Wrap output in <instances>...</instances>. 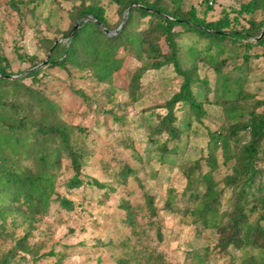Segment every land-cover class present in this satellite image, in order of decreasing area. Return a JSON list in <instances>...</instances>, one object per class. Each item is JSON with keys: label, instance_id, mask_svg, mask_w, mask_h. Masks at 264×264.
Wrapping results in <instances>:
<instances>
[{"label": "rangeland", "instance_id": "374dc122", "mask_svg": "<svg viewBox=\"0 0 264 264\" xmlns=\"http://www.w3.org/2000/svg\"><path fill=\"white\" fill-rule=\"evenodd\" d=\"M12 1L15 4L0 0V52L8 60L11 77L16 78L33 68L30 61L19 59L18 52L37 56L40 64L47 61L44 39L66 41L64 36L74 25V9L82 0ZM100 1L108 23L119 27L126 10L119 11L111 0ZM249 1L180 0V5L184 9L196 8L198 15L207 21L227 15L230 27L243 31L250 28L252 21H264V9L238 13L241 5ZM175 30L179 31L176 43L180 65L188 67L197 62L199 77L206 80L210 90H205L199 82L193 85L195 96L206 110L200 119L189 117L187 104L175 106L176 125L182 135L167 142V152L159 150L158 145L166 135L158 136L153 142L148 126L166 112L164 103L179 88L181 79L172 65L146 71L135 102L129 99L125 88L138 61L126 55L120 45L106 54L112 71L103 82L87 71L44 65H40L39 80L23 79V83L41 88L59 109L58 119L73 128V138L84 153L79 176L82 184L69 187L68 181L75 171L69 157L63 155L47 211L31 214L27 205L18 203L5 219H0V230L11 233L0 236V260L13 247L15 239L26 232L32 253L19 252L7 264H116L119 258H124L127 264H241L248 253H256L250 248L223 251L216 247L217 236L194 222L188 211L193 204L184 191L188 166L200 160L202 170L208 171L206 157L213 146L218 163L213 176L221 181L230 173L233 160L224 163V155L233 159L235 151L248 140V134L240 131L236 144L227 136V128L236 120H246L250 108L243 105L234 112V118H226L222 107L213 102L214 89L225 84L233 89L234 95L242 89L254 99H264V45L256 43L253 36L224 40L219 58L229 59L224 70L226 80L216 74L208 61L218 51L212 38L180 26ZM259 32L264 34V24ZM161 44L167 49L163 41ZM244 53L248 59L243 58ZM109 83L118 87L113 95H109ZM7 91L9 98L16 96L11 87ZM205 92H208L207 100ZM20 94L17 93L19 98ZM262 110L264 105L256 111ZM216 130L221 131V137L215 145L209 141V133ZM260 157L257 167L263 171L264 155ZM19 164L33 166V161L21 160ZM126 167L132 172L124 178L120 172ZM92 179L104 186L91 184ZM262 180L264 183V175ZM146 194L153 199L155 214L147 207ZM57 195L70 200L71 205L63 206ZM123 201L134 211L135 226L127 222ZM223 202L226 207L228 201L223 199ZM195 254L203 256L202 261Z\"/></svg>", "mask_w": 264, "mask_h": 264}, {"label": "trees", "instance_id": "16d2710c", "mask_svg": "<svg viewBox=\"0 0 264 264\" xmlns=\"http://www.w3.org/2000/svg\"><path fill=\"white\" fill-rule=\"evenodd\" d=\"M11 2L15 4L14 1ZM111 2L118 5L119 11H128L126 22L117 33L108 35L100 26L102 24L109 31L118 28L108 23L105 8L100 0H82L74 9V25L65 34L66 41L44 39L48 53L47 61L40 64L37 56L18 52L19 59L30 61L33 67L22 77H11L13 74L7 70L8 60L0 52V219H5L11 210L17 208L18 203L27 205L31 214L47 211L54 194L55 173L60 167L63 155L69 157L75 171L68 181L69 187L75 188L82 184L79 176L84 153L73 138V128L58 119L59 109L41 88L23 83L26 77L34 81L39 80L38 75L42 70L40 65L87 71L97 81L103 82L105 76L112 71L105 58L106 54L120 45L126 55L138 61L125 88L132 102L139 98L141 78L146 71L172 65L181 79L179 88L164 103L166 112L158 115L155 124L149 123L148 126L151 141L156 142L158 136L166 135L165 140L158 145L159 150L167 152V142L182 135V130L176 125L175 106L180 103L187 104L189 117L200 119L206 114V110L203 102L195 96L193 85L199 82L205 90H210L206 80L199 77L197 62L188 67L180 65L176 43L179 31L175 30V27L180 26L214 40L218 47V56L210 55L208 61L216 74L226 80L228 77L224 70L229 64V59L219 58L220 50L224 48V40L234 41L240 37L247 39L253 36L256 43L264 45V34L259 32L264 21H252L250 28L239 31L230 27L231 22L227 15L215 21H207L198 15L196 8H182L180 0ZM257 9H264V0H250L241 5L238 13L254 12ZM77 21L79 24L73 30ZM161 41L166 44L167 49L162 47ZM243 58L248 59L247 53L243 54ZM8 87L12 88L16 96L9 98ZM116 90L118 87L109 83V95H113ZM214 90L213 102L222 107L226 118H234V112L243 105L250 108L247 119L234 121L226 133L238 144L239 132L244 130L248 134V140L239 145L240 148L233 154V159L224 155V163L229 160L233 162L230 173L221 181L213 176V172L218 168L213 153L214 146L206 157L208 171L202 170L200 160H195L188 166V183L184 194L193 204L188 211L202 230H210L217 236L215 245L220 250L254 249L256 253H248L241 264H261V259L264 260V170L257 167V161L261 159V154L264 155V110H256L264 105V99H254L251 93L242 89L234 95L233 89L225 84ZM18 92L21 93V98L17 95ZM207 96L208 92H205V100ZM38 110L41 111L40 114ZM187 125H190L189 120ZM209 137V141L212 140L216 145L220 140L221 131H213L209 133ZM12 154L15 158H12ZM21 160H32L33 166L20 165ZM131 172L132 169L126 167L120 174L126 178V174ZM90 183L104 186L95 179ZM224 195H227V198ZM56 199L63 206L71 205V201L64 197L57 195ZM223 199L228 201L226 207L223 205ZM146 203L150 213L155 214L153 199L148 194ZM121 204L127 211L128 224L135 226L131 205L125 201ZM254 213L255 217L252 218ZM5 233L11 234L5 229L0 230V236ZM27 237L26 232L15 239L13 247L1 257L0 264H7L9 259L19 252L32 253ZM48 254L54 255L53 252ZM195 256L202 261L203 256ZM116 264L127 262L124 258H119Z\"/></svg>", "mask_w": 264, "mask_h": 264}, {"label": "water", "instance_id": "95a60500", "mask_svg": "<svg viewBox=\"0 0 264 264\" xmlns=\"http://www.w3.org/2000/svg\"><path fill=\"white\" fill-rule=\"evenodd\" d=\"M129 8L130 7H128V10H129ZM128 12V11H127ZM126 12V13H127ZM126 19H127V15H125V17L123 18V21L121 22V24L119 25V27L116 29V30H114V31H109V30H107L106 28H104V26L102 25V24H100V26L103 28V30L105 31V33H107L108 35H112V34H115V33H117L119 30H120V28L124 25V23L126 22ZM78 24H79V21H77V23L75 24V26L73 27V30H75V28L78 26Z\"/></svg>", "mask_w": 264, "mask_h": 264}]
</instances>
